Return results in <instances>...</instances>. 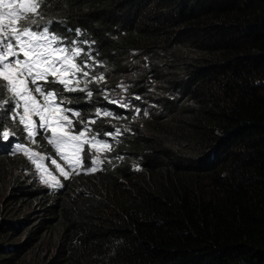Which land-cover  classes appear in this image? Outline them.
<instances>
[{
	"label": "trees",
	"instance_id": "obj_1",
	"mask_svg": "<svg viewBox=\"0 0 264 264\" xmlns=\"http://www.w3.org/2000/svg\"><path fill=\"white\" fill-rule=\"evenodd\" d=\"M40 13L34 30L83 50L93 95L46 90L111 151L91 173L85 146L79 174L40 184L0 86L13 133L0 264H264V0H43ZM48 134L36 144L52 153Z\"/></svg>",
	"mask_w": 264,
	"mask_h": 264
},
{
	"label": "snow or ice",
	"instance_id": "obj_2",
	"mask_svg": "<svg viewBox=\"0 0 264 264\" xmlns=\"http://www.w3.org/2000/svg\"><path fill=\"white\" fill-rule=\"evenodd\" d=\"M43 0H0V86L5 88L8 97L14 102L11 119L18 121L28 138L34 143L38 129L50 133L47 140L54 146L56 153L67 165L61 166L55 159L51 163L65 179L73 173L79 174L83 168L85 146L95 150L91 160L92 167L87 172L99 169L101 150L111 151V145L91 135L89 127L96 120L82 121L84 127L76 131L81 113L65 108V101L58 98L57 90H46L45 85H61L60 91L85 92L90 98L93 93L87 91V83L81 77L90 76V65L78 63L83 50L78 47L62 46L61 39L51 33L47 27L34 30L41 17ZM75 43V42H73ZM104 76H96L91 82L103 81ZM7 104V100L4 101ZM98 110L96 116H100ZM110 113L104 112L107 117ZM76 118V120L73 119ZM119 135V129H117ZM13 133L0 125V141H8ZM111 135V133H109ZM8 147L0 143V148ZM16 153L23 152L35 165L41 175V182L53 188L62 187L56 176L45 167L39 153L16 144Z\"/></svg>",
	"mask_w": 264,
	"mask_h": 264
},
{
	"label": "rangeland",
	"instance_id": "obj_3",
	"mask_svg": "<svg viewBox=\"0 0 264 264\" xmlns=\"http://www.w3.org/2000/svg\"><path fill=\"white\" fill-rule=\"evenodd\" d=\"M42 30V29H41ZM40 31V30H39ZM62 46H64L63 44H62ZM68 48H72V46L71 47H68ZM78 61H79V59H78ZM81 80H82V83H81V87H84L85 85H84V83H83V81H85V80H87V78H84V77H81ZM58 98L59 99H62V100H64L65 101V103H64V107L65 108H67L66 107V103L68 102V100L66 99V97H64V96H58ZM14 102L11 100V104H13ZM69 109V108H68ZM22 129H23V132H24V142H26V143H18V144H21V145H23L24 147H26V148H28V149H30L31 151H35V152H37V153H39L40 154V156L43 158V163H44V165H45V167L48 169V171L49 172H51L52 173V175H54V176H56V178H57V180L59 181V182H61V179H63L64 177L63 176H61L60 174H59V172H58V170L55 168V166L51 163V161L52 160H56L58 163H60L61 164V166H63V167H65L66 169H67V165L64 163V161L60 158V156L56 153V151H55V148H54V146H52V145H50V151H52V153H50V152H44V151H42V150H40V148L38 147V145L36 144L37 143V141H38V139H39V136L40 135H42L43 136V134H44V132H42L41 130H37L38 131V134H37V136L35 137V142L33 143L29 138H28V136H27V133H26V131L24 130V128L22 127ZM80 131V130H79ZM78 132V131H77ZM47 136V135H46ZM46 136H44V138L46 137ZM48 136H50V133L48 134ZM111 136H112V134H111ZM98 139V138H97ZM100 141H102V142H105V143H108L109 144V141L108 140H104V139H99ZM48 141V140H47ZM17 144V143H16ZM16 144L14 145V147H16ZM87 148L88 149H90L89 148V146H87ZM91 151V160L94 158V156H95V150L94 149H92V150H90ZM105 150H101V153H100V158H101V156H102V154H103V152H104ZM20 154H22L24 157H26L27 159H28V157L23 153V152H20ZM29 160V159H28ZM29 162L31 163V165H32V167H33V170H34V175L36 176V178H37V180H38V182L40 183V184H43V185H45V186H49V185H47V184H45V183H42L41 182V175H40V172H38L37 171V169H36V167H35V165L34 164H32V162L29 160ZM93 165L91 164V167H92ZM81 169V168H80ZM80 169H78V171L80 170ZM74 174V173H73Z\"/></svg>",
	"mask_w": 264,
	"mask_h": 264
},
{
	"label": "clouds",
	"instance_id": "obj_4",
	"mask_svg": "<svg viewBox=\"0 0 264 264\" xmlns=\"http://www.w3.org/2000/svg\"><path fill=\"white\" fill-rule=\"evenodd\" d=\"M39 31V30H38ZM61 42H62V44L64 45V46H66V47H71V46H73L74 44H67V43H65L64 41H62L61 40Z\"/></svg>",
	"mask_w": 264,
	"mask_h": 264
}]
</instances>
